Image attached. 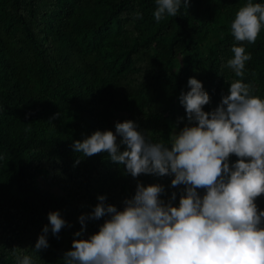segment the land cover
Returning a JSON list of instances; mask_svg holds the SVG:
<instances>
[{
	"label": "trees",
	"instance_id": "trees-1",
	"mask_svg": "<svg viewBox=\"0 0 264 264\" xmlns=\"http://www.w3.org/2000/svg\"><path fill=\"white\" fill-rule=\"evenodd\" d=\"M247 2L264 4L188 0L187 9L157 23L155 0H0V264H19L24 255L33 264H64L79 239L78 218L93 211L99 196L118 210L138 182L162 185L165 201L172 192L179 196L172 177L133 178L107 153H74L73 141L113 131L117 113L149 141L169 145L187 123L179 96L189 78L210 97L203 110H214L240 79L226 64L231 48L241 46L230 24ZM213 30L221 38L202 55ZM243 46L252 56L243 81L264 98V27L255 44ZM37 178L51 179L56 192L36 187ZM256 204L264 210V196ZM53 211L65 227L56 235L49 230V247L35 252ZM104 219H86L83 234L98 232Z\"/></svg>",
	"mask_w": 264,
	"mask_h": 264
},
{
	"label": "clouds",
	"instance_id": "clouds-1",
	"mask_svg": "<svg viewBox=\"0 0 264 264\" xmlns=\"http://www.w3.org/2000/svg\"><path fill=\"white\" fill-rule=\"evenodd\" d=\"M155 5L159 23L177 16L182 6L187 9L188 0H155ZM262 27L264 4L247 2L238 9L230 30L241 46L231 48L226 67L240 79L206 112L210 97L199 80L189 78V90L179 96L187 123L171 135L169 145L149 141L130 120L117 122L115 132L96 130L73 141L74 153H107L133 178L172 177L170 186L179 196L172 192L165 201L162 185L139 182L122 210L99 196L93 211L78 218L82 227L74 235L82 237L86 219L104 222L87 239H73L64 264H264V210L256 204L264 196V98L243 81L252 59L243 44H255ZM48 221L35 252L49 247V230L56 235L66 224L56 211ZM17 259L33 264L28 255Z\"/></svg>",
	"mask_w": 264,
	"mask_h": 264
},
{
	"label": "rangeland",
	"instance_id": "rangeland-1",
	"mask_svg": "<svg viewBox=\"0 0 264 264\" xmlns=\"http://www.w3.org/2000/svg\"><path fill=\"white\" fill-rule=\"evenodd\" d=\"M221 38V33L218 30H213L212 32L209 33L208 38L206 42L203 44L201 47V53L202 55H205L208 48L218 41ZM126 120V114H114V118L112 119V127H113V132H115V124L117 122H124ZM119 138V137H118ZM34 185L38 188L46 189V190H51L56 192V188L53 186L51 179L49 178H37L34 182ZM89 234H83L82 237L87 239Z\"/></svg>",
	"mask_w": 264,
	"mask_h": 264
}]
</instances>
